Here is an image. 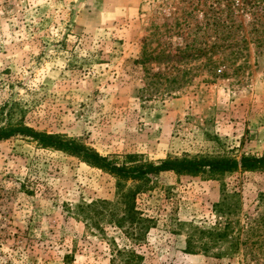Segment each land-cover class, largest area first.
I'll return each instance as SVG.
<instances>
[{
  "label": "rangeland",
  "instance_id": "obj_1",
  "mask_svg": "<svg viewBox=\"0 0 264 264\" xmlns=\"http://www.w3.org/2000/svg\"><path fill=\"white\" fill-rule=\"evenodd\" d=\"M227 2L0 0V112L12 105L14 120L119 163L264 155V48L218 62L228 31L212 20L237 15L245 34L251 20ZM144 43L167 56L141 63ZM118 181L31 139L0 140V264H264V168L153 175L133 224L101 203L134 190ZM226 219L240 248L217 255L211 233Z\"/></svg>",
  "mask_w": 264,
  "mask_h": 264
},
{
  "label": "trees",
  "instance_id": "obj_2",
  "mask_svg": "<svg viewBox=\"0 0 264 264\" xmlns=\"http://www.w3.org/2000/svg\"><path fill=\"white\" fill-rule=\"evenodd\" d=\"M227 1H230L227 2L228 9H232L231 5L233 9H235V11L231 10V13H233V11L234 13L237 11L243 13L249 8L252 9L250 14L251 20L247 23L249 27L246 33L248 38L244 31L243 22L237 20V15L231 14L229 21L225 19L221 21L219 17H215L212 20L216 27L228 31V35L218 38L224 43L227 41L226 48L228 50L218 62L223 63L226 60L230 63H235L241 58L243 62H246L247 58L244 52L248 50L249 45H253L257 49L264 48V0ZM148 43H144L141 63H145L146 61H160L161 55L163 57L167 56L163 49H160L157 53L155 48L148 49ZM194 47L195 46L192 45V48ZM189 48H191V46ZM194 50H196V48H194ZM12 109V105H10L6 109V112L5 108H2L0 112L1 114L5 112L6 117V123L0 126V140L20 136L31 139L43 147H51L70 156L77 157L93 167L116 176L119 179V188L122 187V180L133 181V191H125L121 188L119 189L116 202H101L106 205V208L110 206L116 207L117 204L123 205V217L120 219L124 218L129 221L130 224L142 221V219L137 216V211L134 207V198L137 193L150 189L151 176L153 175L162 172H174L195 176H212L237 170L254 171L264 168V155H242L239 159L235 157L209 158L201 156L197 158L185 156L181 158L164 159L155 164L153 162H143L140 155L126 154L123 161L119 163L115 158L101 155L98 151L80 142L76 138L68 137L61 133L39 131L24 124L20 120H14ZM235 196V193L231 195L224 194L223 200L215 205V210L219 217L226 214L225 200H227L228 197H232L234 198V202H236ZM237 222L236 220L226 219L223 224L218 223L214 228L211 234L213 245L218 248L217 255H233L239 251L240 241H238V237L230 234L233 224ZM131 254L133 258H139L134 252H131ZM127 264H130V261H127Z\"/></svg>",
  "mask_w": 264,
  "mask_h": 264
}]
</instances>
